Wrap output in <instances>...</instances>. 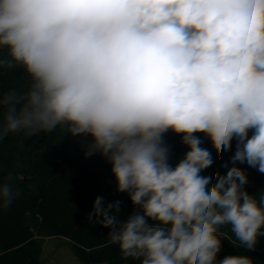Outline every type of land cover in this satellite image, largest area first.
<instances>
[{"label":"clouds","instance_id":"1","mask_svg":"<svg viewBox=\"0 0 264 264\" xmlns=\"http://www.w3.org/2000/svg\"><path fill=\"white\" fill-rule=\"evenodd\" d=\"M18 67L30 85L0 92V140L91 137L85 157H104L139 209L120 220L98 196L88 215L124 258L253 264L217 254L222 227L249 250L264 236V196L235 166L264 173V0H0V69ZM170 130L189 149L175 166ZM196 133L218 156L236 141L226 174L201 175L213 159ZM18 195L0 183V210Z\"/></svg>","mask_w":264,"mask_h":264},{"label":"trees","instance_id":"2","mask_svg":"<svg viewBox=\"0 0 264 264\" xmlns=\"http://www.w3.org/2000/svg\"><path fill=\"white\" fill-rule=\"evenodd\" d=\"M29 85L23 68L0 69V92L26 91ZM195 135L213 159L201 175L226 174L234 166L231 157L236 141L233 140L231 150L218 156L208 137L203 133ZM181 136L170 130L163 137L170 149L172 166L189 150ZM90 139L83 135L74 137L57 128L29 138L23 132L9 133L0 140V183H10L13 191L19 193L10 207L0 210V264H41L46 238L53 236L71 241L74 255L84 264H140L139 260L122 256L118 245L110 242L108 228L88 220L98 196L106 203L120 202V220L139 211L128 193L116 190L111 164L99 153L85 157ZM235 166L247 175L245 190L257 200L264 196V173L246 162ZM221 231L225 236L217 261L242 255L251 257L253 264H264V236L258 238L254 250H249L236 240L231 226L222 227Z\"/></svg>","mask_w":264,"mask_h":264},{"label":"rangeland","instance_id":"3","mask_svg":"<svg viewBox=\"0 0 264 264\" xmlns=\"http://www.w3.org/2000/svg\"><path fill=\"white\" fill-rule=\"evenodd\" d=\"M71 243L58 236L46 238L41 264H84L74 255Z\"/></svg>","mask_w":264,"mask_h":264}]
</instances>
